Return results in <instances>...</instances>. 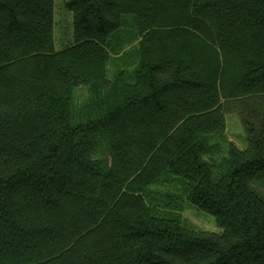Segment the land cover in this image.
Segmentation results:
<instances>
[{"label": "trees", "instance_id": "trees-1", "mask_svg": "<svg viewBox=\"0 0 264 264\" xmlns=\"http://www.w3.org/2000/svg\"><path fill=\"white\" fill-rule=\"evenodd\" d=\"M66 3L0 0V264H264V0Z\"/></svg>", "mask_w": 264, "mask_h": 264}, {"label": "rangeland", "instance_id": "rangeland-1", "mask_svg": "<svg viewBox=\"0 0 264 264\" xmlns=\"http://www.w3.org/2000/svg\"><path fill=\"white\" fill-rule=\"evenodd\" d=\"M67 1L68 0H55V37L57 48H64V46L68 45L72 38L73 14H71L66 7ZM137 42L138 39L134 40L133 43L129 44L126 49H124V51H126V53H124L125 55L122 54L124 57L120 54L118 56L111 55L112 60L107 64V76L109 79H113L119 70L124 68V66H128L134 62L135 57L127 56V54L131 52L134 53V49L138 45ZM76 92L75 103L80 104L81 99H83L86 95V92L83 88L78 89ZM226 119L227 130L224 140L226 143H220L223 152L215 157L217 162L221 159V156L222 158L225 157V149L228 146V143L236 145L239 150H244L248 146V142L245 138V130L243 129L239 114L229 113L227 114ZM152 188L154 191L161 193L163 196L170 194L171 197L176 198L175 207L168 210L181 214L182 219L190 223L197 230L207 231L209 233L213 232L216 234H220L222 232V230L218 228L216 219H214L213 216L210 214L208 215L199 208H196L187 200V198H185L182 192V187L179 184L163 183V185L153 186ZM162 215L168 216L167 214Z\"/></svg>", "mask_w": 264, "mask_h": 264}]
</instances>
